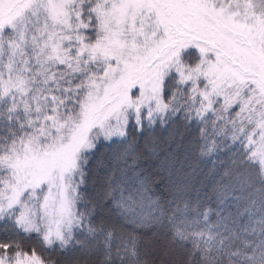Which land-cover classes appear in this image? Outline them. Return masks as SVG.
Segmentation results:
<instances>
[{"label":"snow or ice","instance_id":"1","mask_svg":"<svg viewBox=\"0 0 264 264\" xmlns=\"http://www.w3.org/2000/svg\"><path fill=\"white\" fill-rule=\"evenodd\" d=\"M0 235V264H264V0H0Z\"/></svg>","mask_w":264,"mask_h":264},{"label":"trees","instance_id":"2","mask_svg":"<svg viewBox=\"0 0 264 264\" xmlns=\"http://www.w3.org/2000/svg\"><path fill=\"white\" fill-rule=\"evenodd\" d=\"M139 155H140L142 161H147L146 164H143L144 167H148L149 165H153V167H154L155 158L150 156V154L148 153V151L144 147L141 148ZM192 163L194 165H196L199 163V161H197L196 159H193ZM200 166L203 167V165H200ZM156 179L159 180L160 177L157 176ZM11 239H16V238L12 237ZM0 242H8V239H6L4 236L0 235ZM34 243H35L34 241H27V240L22 241V244L24 245V247H28L30 244H34Z\"/></svg>","mask_w":264,"mask_h":264}]
</instances>
